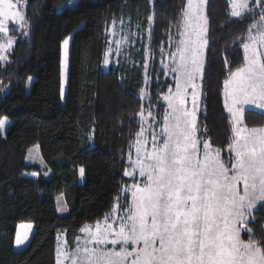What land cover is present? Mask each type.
Listing matches in <instances>:
<instances>
[{"label": "trees", "instance_id": "1", "mask_svg": "<svg viewBox=\"0 0 264 264\" xmlns=\"http://www.w3.org/2000/svg\"><path fill=\"white\" fill-rule=\"evenodd\" d=\"M71 1L27 0L28 36L18 38L8 62L0 59V121L11 120L5 136L0 132V264H57L61 232L75 249L86 225L111 216L117 206L129 207L126 172L146 107L136 82L144 78L149 55V106L156 107L167 89L158 82L163 69L156 56L174 42L187 2L85 0L68 8ZM207 19L199 125L201 135L231 163L232 118L224 91L230 76L246 64L244 45L264 22V0H250L239 18L230 0H208ZM119 30L127 33L123 37L130 47L109 57ZM68 38L69 70L62 87ZM244 124L264 128V113L246 110ZM35 145L51 177L26 164ZM58 196L65 198L67 216L58 214ZM25 223L33 224L34 234L27 248L17 252L18 226ZM240 236L260 251L264 262V202L250 214Z\"/></svg>", "mask_w": 264, "mask_h": 264}, {"label": "rangeland", "instance_id": "2", "mask_svg": "<svg viewBox=\"0 0 264 264\" xmlns=\"http://www.w3.org/2000/svg\"><path fill=\"white\" fill-rule=\"evenodd\" d=\"M83 1L73 0L67 7L78 8ZM207 3L187 0L174 42L155 55L163 69L158 82L167 86L156 107L149 106V55L144 78L136 82L146 107L139 116L132 166L126 172L129 183L124 194L131 197L129 207L117 206L111 216L86 225L75 249L61 232L58 264H264L260 251L244 244L240 236L250 214L264 202V128L244 124L246 110L264 113V22L244 45L245 66L226 83L224 98L233 132L232 162L226 163L201 135L199 125L208 47ZM230 3L239 18L250 0ZM26 7L27 0H0V59L4 63L18 38L28 36ZM119 33L109 57L121 56L130 47L129 39L123 37L127 33ZM70 44L69 38L63 44L62 87L69 70ZM33 81L28 82V92ZM10 124L8 117L0 121L3 136ZM26 164L37 165L51 177L39 145L28 150ZM55 202L58 214L67 216L64 196ZM21 231L18 245L25 246L28 230Z\"/></svg>", "mask_w": 264, "mask_h": 264}, {"label": "crops", "instance_id": "3", "mask_svg": "<svg viewBox=\"0 0 264 264\" xmlns=\"http://www.w3.org/2000/svg\"><path fill=\"white\" fill-rule=\"evenodd\" d=\"M71 45V44H70ZM34 177V176H33ZM29 226V227H28ZM27 229L28 230V236L26 237V240H27V238H28V241H27V243H26V245L25 246H22V245H18V244H21V243H19V237H20V235L22 236L23 235V232L24 231H21V230H23V229ZM64 233V235H65V240H67L66 239V234H65V232H63ZM33 234H34V226H33V224H29V223H25V224H20L19 226H18V230H17V237H16V241H15V250L17 251V252H21V251H23V250H25L26 248H27V246L29 245V243H30V241H31V238H32V236H33ZM26 236V235H25ZM23 242V241H22ZM57 248H58V245H57ZM57 258H58V253H57ZM58 264V263H57Z\"/></svg>", "mask_w": 264, "mask_h": 264}]
</instances>
